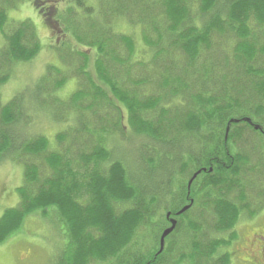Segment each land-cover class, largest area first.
<instances>
[{"label":"trees","instance_id":"16d2710c","mask_svg":"<svg viewBox=\"0 0 264 264\" xmlns=\"http://www.w3.org/2000/svg\"><path fill=\"white\" fill-rule=\"evenodd\" d=\"M26 2L47 28L60 29L64 35L56 49L64 67H54V74L61 78L51 90L57 93L68 79H75V91L69 95L72 106L68 105L66 115L74 124L57 132L53 144L42 134L17 142L22 136L10 124L15 122L16 106L24 110L23 94L16 93L2 103L0 157L12 149L24 167L22 184L16 189L20 202L0 218V244L20 230L26 216L52 210L57 211L70 240L67 264H89L91 260L177 264L194 259L229 264L230 251L219 250L237 239L232 230L240 216L254 215L248 209L252 194L245 188L252 183L263 186L256 199L264 201V166L262 172L251 165L248 154L257 145L264 152L263 138L253 128H264V0ZM5 20L0 10V28ZM122 23L129 26L127 31H122ZM14 28L0 48V83L9 74L6 66L28 62L40 47L29 20L17 21ZM229 38L230 51L222 52L218 47ZM255 64L263 67L254 68ZM52 116L58 119L60 114ZM126 125L132 134L155 144L156 156L149 159L153 166L165 161L172 165L169 170L166 162L161 164L167 183L178 169L189 176L200 171L189 187L182 181L174 191L166 190L170 198L178 199L166 211L175 216L191 197L190 211L198 207L196 218L201 219L203 210L207 213L199 225V220L188 218V210L175 217L174 229L176 233L182 227L192 231L206 227L209 237L204 250H197L200 244L193 243L191 251L177 260L171 237L167 253L165 249L157 253V246L146 253L136 249L133 240L138 228L157 227L153 239L157 241L164 225L161 219L152 223L160 201L155 186L137 184L125 162L111 160L101 138L104 135L111 143ZM254 136L260 137L259 143ZM183 137L199 148L178 146L176 141ZM245 170L254 174L245 175ZM237 187L241 190L235 193Z\"/></svg>","mask_w":264,"mask_h":264},{"label":"rangeland","instance_id":"374dc122","mask_svg":"<svg viewBox=\"0 0 264 264\" xmlns=\"http://www.w3.org/2000/svg\"><path fill=\"white\" fill-rule=\"evenodd\" d=\"M87 1L88 4L95 5V2H92V0ZM28 4L26 0H0V10L7 17V20L4 21L0 28V48L4 44L5 36L15 29L16 22L25 19L34 25L37 39L40 42L39 50L31 60L28 62L16 61L14 64L6 66L5 70H8L9 74L5 75L6 80L0 83V107L2 103H8L16 93H22L21 102L24 110L17 108V106L16 108L13 107V109L15 108V122H12L13 125L10 124V128L16 129L17 134L20 133L22 136L20 137L22 139L16 141L22 142L35 135L42 134L53 144L54 135L57 132L65 130L68 126L73 127L74 121L68 120L66 115L69 111L68 105L72 106L69 95L75 91L77 83L75 79H68V81L61 85L57 93L51 90V88H54L53 82L61 78L54 74V67H58L61 70L64 67L63 63L62 65L60 64L57 57L58 53L56 52L64 35L60 29L47 28L42 17ZM122 24V31H127L129 26L124 23ZM225 37H222V39ZM66 41L71 45H75L72 40L68 39ZM231 42V38H229L228 42H222V45L218 48L222 52L230 51ZM235 43L236 39H234V45ZM65 67L71 69L72 74L76 75L72 68L67 67V65ZM253 67L259 68L263 67V65L255 64ZM234 70L238 69L234 67ZM68 74L71 73L68 72ZM2 77L3 74H0V78ZM36 98H38L37 101H35ZM54 114H60V117L56 119L52 116ZM85 120L86 122L88 121L87 118ZM124 123H127L126 119ZM125 128L121 136H113L111 143L109 139L106 140L104 135L101 138L107 143V149L111 153V160L119 159V161L125 162L129 174L137 184L147 187L150 185L155 186L158 193H156V196L159 195L160 201L156 204L157 217H152V223L161 219L162 224L165 226L166 209L170 208L171 204L174 206L178 202L177 198H170L166 190L169 191L171 187L172 190L170 191H174L176 187H179V183L181 184L182 181L184 182L188 179L189 173L184 171L181 173L180 169H178L176 176L167 183L164 169L161 167V164H164L166 161L163 160L165 162L154 166L149 162V159H153L156 156L157 148L155 144L152 141H147L143 136L132 134L129 125H126ZM88 135L92 137L91 132ZM259 139L260 137L258 136L254 138L255 143H259ZM176 144L185 148L189 146L193 150L199 148L198 143L194 144L191 140L188 142L186 137H183L181 141L177 140ZM255 149L261 150L262 147L261 145H257ZM252 156L253 158L250 159L251 165H257L255 167L263 172V161L257 163L258 157L255 152L254 154L252 153ZM166 165L170 170L172 165L168 162H166ZM23 167V164L16 159L12 149L8 150L5 156L0 157V218L6 209L16 207L18 202H20L16 189L21 186L23 181ZM244 174L253 175L254 171L245 170ZM148 178H151V181ZM246 178L248 180H251L250 178L254 181L257 180L253 176H246ZM252 185L250 188L246 187L245 191H250V194H252L251 202L248 200V209L249 211L253 210L254 215H256V213L261 211L264 202L262 198L256 199V194H258V191L261 192L260 190L263 189V186H258L259 184L256 185L254 183ZM240 190L237 187L236 192H234L238 193ZM234 195L236 196V194ZM122 206L127 207L128 205L123 204ZM55 213L57 211L48 210L46 214L35 211L26 216L20 230L8 236L0 244V264H67L71 251L68 249L71 248V245H67V237L64 230L65 225L63 221L58 220L59 217H56ZM197 215H199L198 207L195 206L190 211L188 218L193 221L199 220L198 223L200 225L207 213L203 210L200 214L202 215L201 219L196 218ZM245 217L246 214L245 216L241 215L232 230L235 232L237 239L219 250V252H224V250L230 251L229 264H253L252 261H256L255 258L259 256L256 247L260 243L264 244V229L262 228L264 220L248 223ZM184 221H187V219H184ZM156 229L157 227H150L149 225H146L144 228H138L133 240V243L137 241L136 249L139 248L140 251L145 253L146 249L150 247L155 249L161 235L159 233L157 241L153 240L159 231H156ZM170 237L175 241L177 249L175 258L178 260L180 255L191 251V248L194 246L193 243L200 244V248L197 250H204L205 245H207L208 240L206 237H209V231L203 225L196 231L182 227L181 230L176 233L174 232L165 239L164 253L168 252ZM181 262L177 264H206L199 259L191 261L183 260ZM89 264H109V262L99 263L91 260Z\"/></svg>","mask_w":264,"mask_h":264},{"label":"flooded vegetation","instance_id":"af4514ba","mask_svg":"<svg viewBox=\"0 0 264 264\" xmlns=\"http://www.w3.org/2000/svg\"><path fill=\"white\" fill-rule=\"evenodd\" d=\"M255 130H258L260 132V134L264 137V128L263 129H255ZM250 150L248 151V154L251 156V158H253L254 155L252 156V153L254 154V152L256 154H261L262 155V157H259L257 159V162L262 161V158L264 159V152L263 151L253 149V150H251L252 151V153H251ZM262 163L264 164V161ZM188 200H190V199H188ZM263 210H264V202H263L261 211L256 213V215H253L252 218H250V217L246 218L247 222L248 223H254L257 220H264V211ZM262 228L264 229V225H263ZM256 251L258 252L259 256H257L255 258L256 259L255 263L256 264H264V244L260 243L259 246L256 247Z\"/></svg>","mask_w":264,"mask_h":264},{"label":"water","instance_id":"95a60500","mask_svg":"<svg viewBox=\"0 0 264 264\" xmlns=\"http://www.w3.org/2000/svg\"><path fill=\"white\" fill-rule=\"evenodd\" d=\"M246 121H249L247 118H245ZM231 121H238V120H234L232 119ZM258 126H255V128H257ZM200 171H197L196 173L193 174L192 176V179L196 176L197 173H199ZM192 179L189 181V184L190 182L192 181ZM191 203V202H190ZM190 207V205H186L184 207H182L178 212L177 214H180L182 212H184L185 210H187L188 208ZM169 216V213L166 215V217ZM175 225H176V220L174 219H171L170 220V226L167 227L166 229L163 230L161 236H160V241H159V249H158V252L157 253H160L163 249V246H164V239L165 237L171 233L173 231V229L175 228Z\"/></svg>","mask_w":264,"mask_h":264}]
</instances>
